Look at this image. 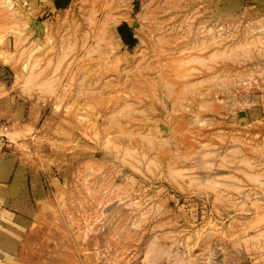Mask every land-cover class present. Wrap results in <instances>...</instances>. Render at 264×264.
<instances>
[{
    "label": "rangeland",
    "instance_id": "1",
    "mask_svg": "<svg viewBox=\"0 0 264 264\" xmlns=\"http://www.w3.org/2000/svg\"><path fill=\"white\" fill-rule=\"evenodd\" d=\"M4 157L8 264H264V0H0Z\"/></svg>",
    "mask_w": 264,
    "mask_h": 264
},
{
    "label": "crops",
    "instance_id": "2",
    "mask_svg": "<svg viewBox=\"0 0 264 264\" xmlns=\"http://www.w3.org/2000/svg\"><path fill=\"white\" fill-rule=\"evenodd\" d=\"M9 159H12V162H10ZM5 162H7L6 167H8L7 169H3L1 168L0 165V176H2L4 174V172L6 173L7 171V178L5 179H0V190H2V192L0 193V201H6L7 206L9 205L10 202H21L23 207H20L23 211H21L23 214H25V210H29V208L27 207V203H26V199L23 198V195H19L17 197V194L15 192H10L11 188H14L15 186V180H13V172L15 171L16 168V164L17 161L15 160V158H10V157H4ZM3 160V161H4ZM2 162V161H0ZM12 179V182H11ZM15 179V178H14ZM14 184V185H13ZM10 188V191H9ZM17 197V198H16ZM19 204V203H18ZM1 212L0 214H8L14 217H18L19 219L22 218L19 215H17L14 212L9 211L8 209H6V207L4 208H0ZM4 212V213H2ZM23 221H26L25 218H22ZM7 232H11L12 234L16 231L14 228H12L10 225L4 223V227H3ZM14 235V234H13ZM9 240L13 241L12 239L9 238ZM17 248L16 244H9V243H0V264H8V260L10 257H12V253L13 251ZM2 252V253H1ZM4 254V255H2Z\"/></svg>",
    "mask_w": 264,
    "mask_h": 264
},
{
    "label": "bare ground",
    "instance_id": "3",
    "mask_svg": "<svg viewBox=\"0 0 264 264\" xmlns=\"http://www.w3.org/2000/svg\"><path fill=\"white\" fill-rule=\"evenodd\" d=\"M8 3V2H7ZM10 3V2H9ZM11 4V3H10ZM26 19H29V17L28 18H26ZM252 22V21H251ZM254 22V21H253ZM262 23V22H261ZM252 28V27H251ZM7 61V60H6Z\"/></svg>",
    "mask_w": 264,
    "mask_h": 264
},
{
    "label": "built area",
    "instance_id": "4",
    "mask_svg": "<svg viewBox=\"0 0 264 264\" xmlns=\"http://www.w3.org/2000/svg\"><path fill=\"white\" fill-rule=\"evenodd\" d=\"M3 127H5V126H3ZM6 128V127H5Z\"/></svg>",
    "mask_w": 264,
    "mask_h": 264
}]
</instances>
